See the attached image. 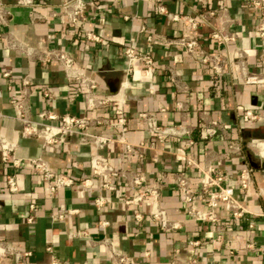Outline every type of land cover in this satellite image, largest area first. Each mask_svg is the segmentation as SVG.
Here are the masks:
<instances>
[{
    "label": "crops",
    "instance_id": "1",
    "mask_svg": "<svg viewBox=\"0 0 264 264\" xmlns=\"http://www.w3.org/2000/svg\"><path fill=\"white\" fill-rule=\"evenodd\" d=\"M2 1L7 10L5 20H0V136L16 142L13 153L21 162L12 166L0 158V179L16 171L19 184L17 192L0 187V239L29 250L24 258L27 264H47L52 257L64 264H111L103 243L107 238L130 255V264H264V81H241L238 61L244 60L247 72L264 76V64L259 62L264 37L257 28L264 21V0H260L262 7L250 0H161L172 13L217 10L218 14L208 17L210 24L200 22L193 33L204 48L230 59L220 75L166 42L187 33L188 25L183 19L159 13L151 0H85L84 25L69 23L63 0H38L40 5L32 8L19 0ZM213 27H223L232 36L227 44L211 36ZM86 31H93L99 39L88 38ZM150 34L153 37L148 40ZM126 45L150 53L153 72L137 61L125 75ZM49 48L70 53L95 78L97 92L125 97L121 109L129 123L126 136L136 151L127 153L116 139L99 149L118 171L108 189L100 188L91 173L95 147L86 137L97 133L115 136L116 128L107 120L114 118L119 106L87 110L82 95L71 99L63 67L44 57ZM4 70L10 73L3 76ZM125 77L129 84L122 87ZM42 86L49 90V97L42 95ZM21 95L33 120L40 119L41 109L49 108L57 115L71 112L99 121L66 135L59 143L43 145L40 138L21 133L22 122L10 101ZM246 109L261 118L244 120ZM140 112H148L162 126L173 125L177 134L158 139ZM46 121L56 123L58 118ZM212 123L217 131L204 138L205 126ZM37 155L54 170L70 174L74 183L47 196L40 174L27 160ZM186 157L196 163L186 164ZM208 166L233 187L246 208L243 215L234 217L222 204L215 209L214 221L188 215L170 177L183 171L192 183V204L203 209L206 192L198 177ZM243 167L251 168L247 190L239 187ZM137 174L143 185L158 188L159 203L171 220L179 222L177 227L164 230L149 217L144 203L124 201L134 191L132 179ZM85 177L92 179L89 186L80 184ZM100 194L108 199L102 208L95 204ZM29 201L35 203L33 210L28 208ZM135 212L143 218L136 220ZM101 219L109 220L108 225L102 226ZM0 264H14V258L0 256Z\"/></svg>",
    "mask_w": 264,
    "mask_h": 264
},
{
    "label": "built area",
    "instance_id": "2",
    "mask_svg": "<svg viewBox=\"0 0 264 264\" xmlns=\"http://www.w3.org/2000/svg\"><path fill=\"white\" fill-rule=\"evenodd\" d=\"M156 3V8L159 13H165L172 19H183L188 25L189 31L166 39V42L175 46L181 47L186 53L192 56L198 62L206 64L210 67L212 72L220 75L226 72V67L230 63V59L225 58L218 51L207 50L203 47L200 40L196 37L193 31L197 28L200 22L209 23L208 17L213 14H218L217 10H210L208 12H199L196 14H178L169 12L161 0H151ZM254 6H261L260 0H250ZM20 4L27 7H34L40 5L38 0H19ZM6 4L0 0V20H5ZM63 10L68 16L70 24L84 25L87 20L86 2L85 0H63L61 4ZM262 7V6H261ZM264 8V7H263ZM258 32L264 37V21L258 23ZM86 36L92 39H99V36L93 31H86ZM211 36L221 44H227L231 39V35L224 28H212ZM152 35H148L147 39L151 40ZM44 57L47 61H57L63 67L69 81L68 96L72 99L77 95H82L84 107L87 110L101 108L107 105H117V111L114 118L107 120V122L116 128L115 136H107L103 133L90 134L86 137V141L94 145L95 151L90 157V169L98 179V184L102 189L110 187L112 179L118 175V171L114 168L107 156L100 153L99 149L112 139H116L124 144L125 151L129 154L134 153L135 146L128 140L126 133L129 127L128 118L121 105L125 101V97L121 96L114 98L109 94L100 93L96 91L97 82L95 78L86 73V71L77 64L74 57L67 51L60 48H49L44 51ZM124 55L126 59L125 75L128 74L135 62L142 63L147 72L151 73L154 70L153 57L150 53L145 51H138L132 45H126L124 48ZM236 57L240 54L235 53ZM240 69L242 75L240 80L247 83H258L264 81V76H260L254 72H247L243 59H239ZM259 62L264 64V51L259 57ZM9 70L2 72L3 76H7ZM25 85L29 84L28 78H23ZM121 86L126 87L129 81L126 77L121 80ZM42 95L49 97L50 92L46 86L40 88ZM24 96L13 97L10 99L15 115L22 122L21 133L24 136H35L42 140L43 145L51 143H59L66 135L78 131H84L89 124L98 120L95 117L86 115H78L71 112H66L61 115L55 114L49 108H43L39 112L40 119L33 120L27 113V107L24 103ZM139 115L144 118L148 128L158 138L162 139L169 134H177L178 131L174 129L173 125L162 126L158 124L151 114L148 112H140ZM49 118H58L56 123L46 121ZM242 118L244 120H257L261 116L252 109H246ZM99 121V120H98ZM187 132L188 130H182ZM217 131L215 123L205 126L202 136L207 138ZM14 140H9L4 136H0V158L3 162H7L12 166H19L21 158L13 153ZM32 170L41 176L42 188L47 196H51L54 191L59 188L70 186L74 183V178L63 171L54 170L50 167L48 162L40 155L29 156L27 158ZM186 164L196 163L194 159L186 157ZM214 168L208 166L202 170L198 177L200 188L206 192V202L203 209L197 208L192 204L193 188L190 178L183 171H175L172 173L170 179L174 184V188L178 194L179 199L185 204L186 211L189 216L196 220L214 221L217 219L216 207L222 204L227 208L234 217L243 215L246 208L242 206L234 194L232 186L225 184V176L221 174H213ZM92 182L91 177H85L80 180L81 186H89ZM251 182V168L243 167L239 172V187L247 190ZM134 191L130 197H125L124 201L133 202L136 204L144 203L147 207L149 217L157 222L160 228L170 230L179 225L176 220H171L165 210L159 203V190L155 186L143 185V178L139 174L132 179ZM0 187L6 188L10 192H17L19 184L16 176V171H9L5 174L3 179H0ZM107 197L100 194L95 197V204L98 208H102L107 202ZM35 203L28 202L29 210H33ZM264 215V212H262ZM62 216L58 214L57 217ZM136 220L143 218L140 212H135ZM27 220H32V214L27 216ZM109 220L101 219L102 226L108 225ZM105 250L110 259L111 264H130L131 257L128 253L121 251L112 239L107 238L103 241ZM50 248V246H48ZM29 250H19L10 242L0 239V256L11 255L14 258V264H27L25 256L29 255ZM47 264H64L59 259L52 257Z\"/></svg>",
    "mask_w": 264,
    "mask_h": 264
},
{
    "label": "water",
    "instance_id": "3",
    "mask_svg": "<svg viewBox=\"0 0 264 264\" xmlns=\"http://www.w3.org/2000/svg\"><path fill=\"white\" fill-rule=\"evenodd\" d=\"M116 89H117V87H115V89H114L112 92H115ZM261 165L264 167V158H263V157H262V159H261Z\"/></svg>",
    "mask_w": 264,
    "mask_h": 264
}]
</instances>
